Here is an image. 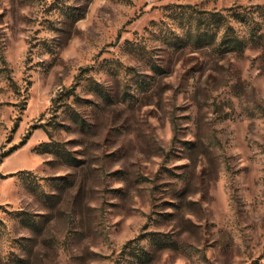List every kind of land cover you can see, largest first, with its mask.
<instances>
[{"label": "rangeland", "instance_id": "374dc122", "mask_svg": "<svg viewBox=\"0 0 264 264\" xmlns=\"http://www.w3.org/2000/svg\"><path fill=\"white\" fill-rule=\"evenodd\" d=\"M233 6L0 0V264H264V54L187 38Z\"/></svg>", "mask_w": 264, "mask_h": 264}, {"label": "trees", "instance_id": "16d2710c", "mask_svg": "<svg viewBox=\"0 0 264 264\" xmlns=\"http://www.w3.org/2000/svg\"><path fill=\"white\" fill-rule=\"evenodd\" d=\"M263 8L233 6L224 10L225 14L199 12L190 25L193 34L188 32L187 38H192L196 46L216 44L222 52L241 53L247 44L258 45L264 54V18L261 16ZM258 19L262 21L259 22ZM27 139L28 135L20 145ZM49 146L47 144L46 148Z\"/></svg>", "mask_w": 264, "mask_h": 264}]
</instances>
